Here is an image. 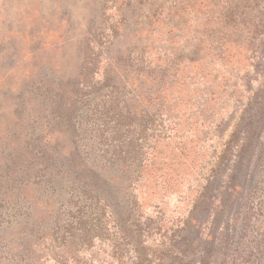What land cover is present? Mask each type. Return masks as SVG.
I'll list each match as a JSON object with an SVG mask.
<instances>
[{"label":"rangeland","instance_id":"rangeland-1","mask_svg":"<svg viewBox=\"0 0 264 264\" xmlns=\"http://www.w3.org/2000/svg\"><path fill=\"white\" fill-rule=\"evenodd\" d=\"M230 10L264 37V0H0V264H264V41Z\"/></svg>","mask_w":264,"mask_h":264},{"label":"trees","instance_id":"trees-1","mask_svg":"<svg viewBox=\"0 0 264 264\" xmlns=\"http://www.w3.org/2000/svg\"><path fill=\"white\" fill-rule=\"evenodd\" d=\"M230 4L233 5L232 3ZM237 7L238 6H236V8ZM215 18L219 22L217 26L223 27L225 29H228L229 27V28H233V30L240 31L241 29L252 28L253 31L249 30L251 32V36L247 41L248 43H256V42L263 43L264 41V37L259 40L257 39V33L258 32L262 33V30H263V26L261 25V22H262L261 17L252 15L250 12L230 10L228 12H222V14H220L219 16ZM250 20L252 21L249 23L248 26L245 27L246 25L245 23L249 22ZM201 24H203L204 27H209L211 25V22L207 21ZM251 48L252 47L250 46V51H252ZM250 66H252L255 69V64L252 63L250 64ZM257 76H259L260 78L258 87L259 89L263 88L264 87V69L260 70L259 73H257ZM259 104L257 105L255 114L252 115V122L248 125L249 127L248 131L246 132V134H244V137L242 138L243 141L240 144L239 149H238V152H239V154L237 155L238 157H240L241 153H244L245 151H247L252 145L253 141L255 140L254 129H256L257 131L258 125L263 124L261 120V115L264 113L263 112L264 107L262 103H259ZM240 133H241L240 129L236 127V129L230 134V137H237Z\"/></svg>","mask_w":264,"mask_h":264}]
</instances>
